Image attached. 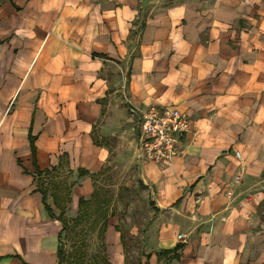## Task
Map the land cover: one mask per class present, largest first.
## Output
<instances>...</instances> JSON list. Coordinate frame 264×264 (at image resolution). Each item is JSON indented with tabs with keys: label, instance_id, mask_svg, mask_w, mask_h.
<instances>
[{
	"label": "crops",
	"instance_id": "obj_1",
	"mask_svg": "<svg viewBox=\"0 0 264 264\" xmlns=\"http://www.w3.org/2000/svg\"><path fill=\"white\" fill-rule=\"evenodd\" d=\"M130 105L190 117L172 162L137 157ZM122 157L152 216L134 250L107 213L91 264H263L264 0H0V264H69L41 182L66 168L78 208Z\"/></svg>",
	"mask_w": 264,
	"mask_h": 264
},
{
	"label": "rangeland",
	"instance_id": "obj_2",
	"mask_svg": "<svg viewBox=\"0 0 264 264\" xmlns=\"http://www.w3.org/2000/svg\"><path fill=\"white\" fill-rule=\"evenodd\" d=\"M135 161L128 157L112 158L106 171L96 178L97 198L81 208L71 205L70 201L67 203L63 217L66 220L64 239L68 245L69 264L104 262L105 243L100 227L107 213L116 216L126 244L133 246L134 250L140 246L142 231L152 216V209L147 191L139 183ZM72 177L66 168L48 175L43 181L48 198L52 200L59 195V203L65 202V192L71 186ZM54 206L60 213V207ZM134 227L139 233L131 238L129 231ZM256 242L264 258V225L260 227ZM126 255L128 262L132 263L136 253L126 251Z\"/></svg>",
	"mask_w": 264,
	"mask_h": 264
},
{
	"label": "built area",
	"instance_id": "obj_3",
	"mask_svg": "<svg viewBox=\"0 0 264 264\" xmlns=\"http://www.w3.org/2000/svg\"><path fill=\"white\" fill-rule=\"evenodd\" d=\"M129 110L136 123L137 152L141 160L172 162L182 153L183 137L191 131L192 120L178 106L138 108L130 105ZM236 155L240 158L239 151ZM240 181L241 174H236L233 183ZM227 193L231 196L233 190Z\"/></svg>",
	"mask_w": 264,
	"mask_h": 264
},
{
	"label": "trees",
	"instance_id": "obj_4",
	"mask_svg": "<svg viewBox=\"0 0 264 264\" xmlns=\"http://www.w3.org/2000/svg\"><path fill=\"white\" fill-rule=\"evenodd\" d=\"M105 170H106V168L102 169V170H101L100 172H98V173H92L91 176H92V178H93V180H94V185H95V182H96V178H97L98 176L102 175V173L105 172ZM87 173H88V172H87L86 170H81V169H80L78 175H79V176H82V175H85V174H87ZM41 184H42V192H43L44 197H45V196L48 194V192H47L46 189L43 188V182H41ZM70 192H71V189H70V187H68V188H67V191L65 192V195L67 196V200H65V202H63L62 204H60L59 201H58V197H59V195L54 197V199H55L56 201H58L57 203H58V206L60 207V213H59V215H58V219L61 220V222H62V224H63V227L65 226V223H66V220H65V218L63 217V215H64V212H65V209H66V205H67V203L70 201ZM96 198H97V189L94 188V192H93V194H92V196H91V199H89V200H94V199H96ZM62 199H63V197H62ZM89 200H86V199H84V198H80V199H79V207L81 208V207H83L84 205L89 204V203H90ZM104 216L106 217V214H105ZM105 226H106V221H103V222H102V225H101V227H100V230H101L102 233H103V231H104ZM125 244H126V242L124 241V245H125Z\"/></svg>",
	"mask_w": 264,
	"mask_h": 264
}]
</instances>
